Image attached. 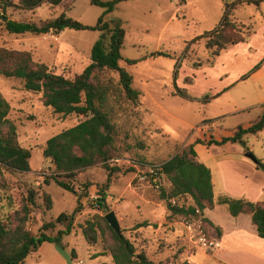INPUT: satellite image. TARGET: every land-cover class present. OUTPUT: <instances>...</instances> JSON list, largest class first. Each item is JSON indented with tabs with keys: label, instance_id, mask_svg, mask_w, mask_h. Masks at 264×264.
<instances>
[{
	"label": "rangeland",
	"instance_id": "obj_1",
	"mask_svg": "<svg viewBox=\"0 0 264 264\" xmlns=\"http://www.w3.org/2000/svg\"><path fill=\"white\" fill-rule=\"evenodd\" d=\"M225 1L126 0L113 12L106 13L105 8L92 5L90 0H63L57 7L44 3L33 12H13V19L37 22L63 12L88 25H95L102 16L109 22L121 21L126 30L121 63L133 75L143 102L140 110L115 106L118 133L107 164L121 171L115 172L116 179L109 190L104 188L108 171L99 162L78 174L74 181L76 192H72L54 181L45 184V179L55 174V166L44 157L43 150L49 138L85 117L58 114L44 105L42 93L27 91L20 79L0 76V91L10 104L9 116L17 124L19 141L32 152L29 173L4 171L0 180V205L5 206L6 212L20 208L28 191H37L39 206L29 222V229L35 235L39 234L42 223L80 206L73 231L63 238L64 246L46 242L39 252L28 256L25 264H112L102 239L94 246L89 245L81 228L88 219L105 216L110 211L120 218L121 229H125L137 251H145L158 264H204V253L211 251L193 244L185 228L181 240H169L163 233L170 225L168 218L158 230L164 214L160 203L167 210L166 202L160 199L159 190L133 178L136 168L131 164L163 163L185 146L194 144L197 138L204 141L197 143L201 144L197 148L202 160L226 180L227 196L264 201V170L246 155L252 152L264 159V131L245 136L246 144H208L214 137L232 135L237 127L252 124L261 114V105L255 103L262 102L264 96V80L251 77L252 69L264 58V3L236 9L234 18L251 28V34L245 42L228 46L219 56H212L205 38L193 41L220 23ZM99 36L98 31L74 28L39 36L8 34L0 28V45L31 51L36 61L72 78L90 64L92 48ZM127 59L138 62L130 65ZM176 69L177 85L186 88L194 100L172 95L176 90ZM247 75L246 80H241ZM218 93L221 95L212 98ZM214 122L217 128L211 131ZM130 182L136 187V195L129 187ZM44 191L54 201V207L47 212L42 199ZM224 207L230 216L227 206ZM183 219L192 218L183 217L179 221ZM57 231L50 234L56 235ZM207 233L216 235L208 230Z\"/></svg>",
	"mask_w": 264,
	"mask_h": 264
},
{
	"label": "trees",
	"instance_id": "obj_2",
	"mask_svg": "<svg viewBox=\"0 0 264 264\" xmlns=\"http://www.w3.org/2000/svg\"><path fill=\"white\" fill-rule=\"evenodd\" d=\"M123 1L126 0H90L92 5L105 8L106 13L113 12ZM62 2L63 0H0V28L8 34L37 36L57 34L66 28L98 31L100 36L93 45L90 64L81 73L69 78L53 72L46 63L36 61L31 51L0 45V76L20 79L27 91L42 93L44 105L52 107L58 114H77L85 117L78 124L47 140L43 155L55 166V174L46 178L45 184L49 185L54 181L64 190L76 192L74 181L78 174L102 162L108 171L104 188L109 190L116 179L115 172L121 171V168H111L107 164L118 133L114 122L115 106L140 110L143 107L142 93L134 86L133 75L121 63L124 60L122 49L126 38V30L121 21L109 22L102 16L95 25H88L71 18L66 12L40 22L13 19V12H33L44 3L57 7ZM262 3L264 0H226L220 23L193 41L205 38L206 47L213 57L219 56L228 46L245 42L251 34V28L234 18L235 11L239 6H260ZM160 54L171 56L165 52ZM127 62L133 65L138 61L127 59ZM263 64L264 58L252 72L260 69ZM177 76L176 69V90L172 95L194 100L186 88L177 85ZM247 78L248 75L243 76L241 80ZM219 95L220 93L212 98ZM262 108V113L252 124L247 127L239 126L234 135L223 137L220 141L212 139L208 144H246L245 136L264 130V104ZM9 114L10 104L0 91V180L6 169L19 173H29L32 170L31 149L21 145L17 124ZM201 142L204 141L196 139L194 144L185 146L162 163L164 173L171 182L168 189L158 191L160 199L166 202V218L170 223L183 217L195 218L198 208L205 212L217 204H224L234 217L240 214L251 215L258 235L264 238V201L254 202L227 195L216 201L212 171L199 160L195 149V144ZM257 159V166L264 170V161ZM1 184L5 185L4 182ZM37 194V191L29 190L20 208L12 211L6 212L5 206L0 205V264H25L28 256L38 251L46 242L63 247L64 236L73 231L76 215L80 212L79 205L71 213L62 212L49 222L42 223L38 235L31 232L30 218L39 206ZM42 199L45 212L50 211L54 207L52 195L44 191ZM100 204L106 206L103 202ZM204 223L210 234L216 233L217 237L221 238L220 226L205 216ZM81 228L89 245L94 246L102 239L105 252L112 258V264H158L145 251H137L134 242L125 235V229H122L123 235L120 236L105 216L95 215ZM55 229H58L57 234H50V231Z\"/></svg>",
	"mask_w": 264,
	"mask_h": 264
},
{
	"label": "crops",
	"instance_id": "obj_3",
	"mask_svg": "<svg viewBox=\"0 0 264 264\" xmlns=\"http://www.w3.org/2000/svg\"><path fill=\"white\" fill-rule=\"evenodd\" d=\"M262 56H264V53ZM251 77L257 80H260V79L264 80V64L262 65L260 69L255 71L251 75ZM261 101L262 102H260L259 104L256 102L255 106L261 105V113H262L263 111L262 105L264 104V96ZM215 128H217V122L211 123L210 130L214 131ZM232 135H234V132L232 133ZM232 135L225 134L224 137L232 136ZM222 138L214 137V139L219 140V141L222 140ZM198 145H201V144L195 145V149L198 153V158L200 161L204 162L197 148ZM261 160L264 161L263 158ZM204 163L212 171V181L214 184V198L216 201H218L221 196H224L228 193L226 180L221 175L217 174L210 165H208L206 162ZM129 187L132 188L133 193L136 195L135 193L136 187L132 186L131 182L129 183ZM246 199L248 200L250 199V201L251 200L257 201V200H254L253 198H248V197H246ZM122 200L123 198L119 199L120 202H122ZM160 206L163 207L164 214L162 218L163 220H161L162 222L160 221L159 223L158 230H161L163 228L164 220L167 215V210L164 207V203H160ZM225 210L226 209L224 207V204H217L213 209L205 210L204 216L209 218L215 225H218L222 228V236L220 238L221 240L220 248H218L215 251H211L209 253L208 252L204 253L206 257V259H204V264H212V262L218 263V264H237V263L239 264H264V238H261L258 235L256 226L252 222L251 215L240 214L239 216L234 217L230 214V216H228ZM146 218L148 217L146 216ZM118 219L120 221V218ZM169 224H170L169 227H166V229H163V233L166 234L167 237H169L168 239L169 240L183 239V236H184L183 234H185V229L181 221L176 220L175 222L169 223ZM149 227H152V226H149ZM167 228H170V229H167ZM185 239L186 238H184V240ZM37 252H39V250Z\"/></svg>",
	"mask_w": 264,
	"mask_h": 264
},
{
	"label": "built area",
	"instance_id": "obj_4",
	"mask_svg": "<svg viewBox=\"0 0 264 264\" xmlns=\"http://www.w3.org/2000/svg\"><path fill=\"white\" fill-rule=\"evenodd\" d=\"M131 164L136 168L134 172L135 180L142 185L161 190L171 184L168 176L164 173L162 163ZM196 215L195 218L181 221L189 235V240L205 251L217 250L221 246L220 238L217 235H208L204 223V212L198 208Z\"/></svg>",
	"mask_w": 264,
	"mask_h": 264
},
{
	"label": "water",
	"instance_id": "obj_5",
	"mask_svg": "<svg viewBox=\"0 0 264 264\" xmlns=\"http://www.w3.org/2000/svg\"><path fill=\"white\" fill-rule=\"evenodd\" d=\"M249 158H251L255 163H257V157L252 152H247L246 154ZM105 202V201H104ZM107 221L112 226V228L121 236L123 235L121 229V223L115 213V211H110L105 215Z\"/></svg>",
	"mask_w": 264,
	"mask_h": 264
}]
</instances>
